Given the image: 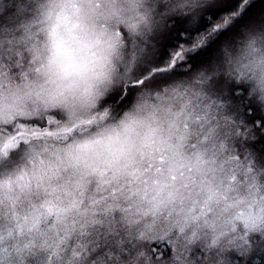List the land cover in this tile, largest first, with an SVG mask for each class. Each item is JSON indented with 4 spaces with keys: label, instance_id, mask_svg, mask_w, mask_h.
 I'll return each mask as SVG.
<instances>
[{
    "label": "snow or ice",
    "instance_id": "obj_1",
    "mask_svg": "<svg viewBox=\"0 0 264 264\" xmlns=\"http://www.w3.org/2000/svg\"><path fill=\"white\" fill-rule=\"evenodd\" d=\"M0 264H264V0H0Z\"/></svg>",
    "mask_w": 264,
    "mask_h": 264
}]
</instances>
